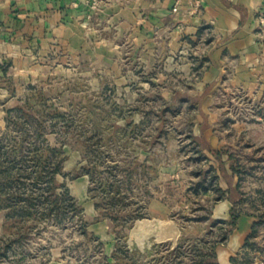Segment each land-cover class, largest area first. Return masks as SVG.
Listing matches in <instances>:
<instances>
[{"label":"rangeland","instance_id":"1","mask_svg":"<svg viewBox=\"0 0 264 264\" xmlns=\"http://www.w3.org/2000/svg\"><path fill=\"white\" fill-rule=\"evenodd\" d=\"M160 87L153 83L150 94L129 103L126 90L56 77L6 115L0 264H210L209 247L226 243L237 224L233 213L255 215L259 233L238 261L264 264V90L215 93V131L224 143L218 157L193 139L196 108L170 106ZM223 159L238 167V183L225 193L216 190L226 178ZM227 196L231 218H218L216 204ZM155 201L166 208L155 212Z\"/></svg>","mask_w":264,"mask_h":264},{"label":"crops","instance_id":"2","mask_svg":"<svg viewBox=\"0 0 264 264\" xmlns=\"http://www.w3.org/2000/svg\"><path fill=\"white\" fill-rule=\"evenodd\" d=\"M95 1L0 0V124L56 77L65 83L86 77L94 88L126 90L133 94L129 103L160 82L158 92L170 106L196 108L191 132L203 140V152L222 151L215 93L228 87L264 90V35L256 17L264 0H108L97 10ZM176 91L196 101L175 100ZM241 125L231 124L243 132ZM223 160L226 178L220 186L232 190L237 175ZM233 206L223 198L215 216L231 218ZM152 208L166 207L155 201ZM256 221L253 214H240L226 243L216 249L219 264H235L232 257L249 252L245 242Z\"/></svg>","mask_w":264,"mask_h":264},{"label":"trees","instance_id":"3","mask_svg":"<svg viewBox=\"0 0 264 264\" xmlns=\"http://www.w3.org/2000/svg\"><path fill=\"white\" fill-rule=\"evenodd\" d=\"M180 95H181V93H180ZM174 99L175 100L177 99L176 95L174 96ZM11 112L12 111H9L8 114H11ZM193 139H196V138L193 136ZM38 150L39 149L37 148L36 151H38ZM52 151L56 152V151H58V149L56 147H53ZM210 151L212 153H214L215 155H218V157H221V155H222V151H220V150L211 149ZM38 166H39V164H38V160H37V163L35 164V168H37ZM232 168H233L234 172H237V169H238L237 165H233ZM35 172H36V170H35ZM216 190L225 193V191L223 189H221V188H216ZM239 216L240 215H237V214L233 213L232 214V222L231 223L232 224L236 223V221L239 218ZM256 225H257V223L254 224L252 235L250 236V238H248L246 240L245 247H249L251 249L254 248V241H252V237L255 235V232L257 230L256 229ZM231 232H232V230H230L229 232L225 233L226 240H227V238H228V236H229V234ZM177 248H178V246H177ZM124 250L128 253V251H127L128 249H127V247L125 245H124ZM208 251H209L208 254H206L207 257L209 256V257H211L213 259V261L210 264H219L218 259H217V253H216V245H214L213 247L212 246L209 247ZM202 256L204 257V255H202ZM232 262H234L235 264H239V261H238L237 257H232ZM198 264H203V263L199 262Z\"/></svg>","mask_w":264,"mask_h":264},{"label":"built area","instance_id":"4","mask_svg":"<svg viewBox=\"0 0 264 264\" xmlns=\"http://www.w3.org/2000/svg\"><path fill=\"white\" fill-rule=\"evenodd\" d=\"M259 30L264 35V8L260 9L256 14Z\"/></svg>","mask_w":264,"mask_h":264}]
</instances>
